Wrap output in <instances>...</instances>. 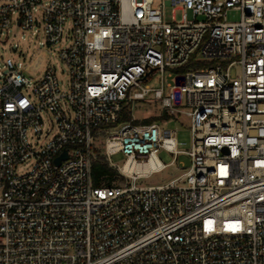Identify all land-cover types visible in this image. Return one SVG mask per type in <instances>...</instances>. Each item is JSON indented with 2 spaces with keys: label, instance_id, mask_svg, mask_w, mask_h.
Masks as SVG:
<instances>
[{
  "label": "built area",
  "instance_id": "1",
  "mask_svg": "<svg viewBox=\"0 0 264 264\" xmlns=\"http://www.w3.org/2000/svg\"><path fill=\"white\" fill-rule=\"evenodd\" d=\"M153 5L0 0V39L42 22L46 44L69 41L59 53L66 82L49 68L32 85L0 56V264H264V0L167 1L182 13L169 24ZM191 60L203 66L183 71ZM167 71L177 73L168 93L143 85ZM144 100L185 109L189 151L157 122L113 126ZM44 114L56 130L39 145ZM102 136L120 178L96 187ZM162 150L175 157L169 166L184 155L189 169L138 187L168 167Z\"/></svg>",
  "mask_w": 264,
  "mask_h": 264
},
{
  "label": "rangeland",
  "instance_id": "2",
  "mask_svg": "<svg viewBox=\"0 0 264 264\" xmlns=\"http://www.w3.org/2000/svg\"><path fill=\"white\" fill-rule=\"evenodd\" d=\"M167 1L171 0H154L153 8L162 10L164 23H180L182 21V13L180 11H173L172 6H166L165 3ZM191 19V16H189V20ZM239 20V12L229 11V22H239ZM34 31H37V34L33 35ZM8 36L9 38H7L6 35L0 39V56L4 61L11 60L15 65L21 63L23 65L21 72L25 78L32 80V85H35L49 68L57 72L61 82L67 81L66 70L60 60L59 53L69 44V41L65 40L55 45L46 44L44 24L42 22L36 25L34 30L30 32H24L17 27H12ZM237 71L239 73L240 69L235 68L233 74H236ZM169 74H172V76H169ZM176 74L175 71H167L163 75L156 74L152 82L143 83V85L150 84L151 86H160L162 83L164 87L168 84L174 85ZM165 90L167 93L170 91L167 87ZM27 94L29 95L30 91H28ZM133 111L134 118L139 121L151 117H160L164 113L161 104L153 100L135 102ZM184 111L185 109H181L179 113L175 110L166 113L168 117L172 119L157 121V123L165 128L177 130L178 142L183 144L180 145L179 149L182 151H189L192 146V133L190 130L191 121L185 116ZM43 119L44 133L40 139L34 137L39 145L47 143L56 130V123L51 117L44 114ZM49 130H51L52 133H49ZM105 138L106 136H102L97 140V149H99L103 155H105ZM158 158L168 167L161 172L154 173L149 178L140 179L137 182L138 187L164 186L177 179L190 167V160L184 155H180L178 160L171 166L169 165L175 158L173 155L162 150L158 153ZM125 159L126 157L123 153H118L111 157V162L115 166L121 168L124 165ZM182 165H184V167H182Z\"/></svg>",
  "mask_w": 264,
  "mask_h": 264
},
{
  "label": "trees",
  "instance_id": "3",
  "mask_svg": "<svg viewBox=\"0 0 264 264\" xmlns=\"http://www.w3.org/2000/svg\"><path fill=\"white\" fill-rule=\"evenodd\" d=\"M202 66L203 64L195 63L193 60H191L190 64L183 71H186L189 68L198 69L201 68ZM171 119L172 118L168 117L166 112H164L160 117H151L149 119L139 121L134 118V111L132 110L131 106L124 105L118 122L113 126H118L124 123H132L134 125L152 124L157 121L171 120ZM113 126H109V127H113ZM92 177H93L94 185L96 187L113 186L114 183L120 178L117 169H115L109 164L105 155H103L99 149H96V158L92 166Z\"/></svg>",
  "mask_w": 264,
  "mask_h": 264
},
{
  "label": "bare ground",
  "instance_id": "4",
  "mask_svg": "<svg viewBox=\"0 0 264 264\" xmlns=\"http://www.w3.org/2000/svg\"><path fill=\"white\" fill-rule=\"evenodd\" d=\"M154 165V163L152 164ZM150 169V166H134L132 167L131 163H127L125 166V171H131V172H148Z\"/></svg>",
  "mask_w": 264,
  "mask_h": 264
},
{
  "label": "water",
  "instance_id": "5",
  "mask_svg": "<svg viewBox=\"0 0 264 264\" xmlns=\"http://www.w3.org/2000/svg\"><path fill=\"white\" fill-rule=\"evenodd\" d=\"M67 159V154L64 153L60 158L57 159V164H60L62 160H66Z\"/></svg>",
  "mask_w": 264,
  "mask_h": 264
}]
</instances>
